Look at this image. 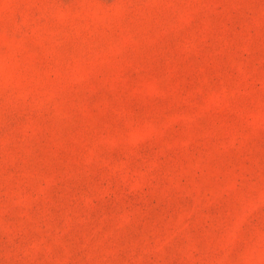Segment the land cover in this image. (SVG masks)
Instances as JSON below:
<instances>
[{"label": "rangeland", "instance_id": "obj_1", "mask_svg": "<svg viewBox=\"0 0 264 264\" xmlns=\"http://www.w3.org/2000/svg\"><path fill=\"white\" fill-rule=\"evenodd\" d=\"M0 264H264V0H0Z\"/></svg>", "mask_w": 264, "mask_h": 264}]
</instances>
